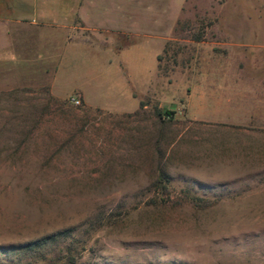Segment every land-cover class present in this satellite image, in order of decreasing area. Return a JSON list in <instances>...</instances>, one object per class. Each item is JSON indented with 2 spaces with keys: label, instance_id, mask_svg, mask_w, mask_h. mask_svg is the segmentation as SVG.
<instances>
[{
  "label": "rangeland",
  "instance_id": "374dc122",
  "mask_svg": "<svg viewBox=\"0 0 264 264\" xmlns=\"http://www.w3.org/2000/svg\"><path fill=\"white\" fill-rule=\"evenodd\" d=\"M82 4L56 93L0 78V247L71 234L0 264H264V111L188 110H262L264 0Z\"/></svg>",
  "mask_w": 264,
  "mask_h": 264
},
{
  "label": "crops",
  "instance_id": "0c3cea01",
  "mask_svg": "<svg viewBox=\"0 0 264 264\" xmlns=\"http://www.w3.org/2000/svg\"><path fill=\"white\" fill-rule=\"evenodd\" d=\"M83 0H0V78L45 81L53 93L63 53L70 46ZM264 71V64L259 67ZM263 82H264V72ZM82 91V89H81ZM84 97V94L82 92ZM193 120L253 119L257 112L237 96L193 97Z\"/></svg>",
  "mask_w": 264,
  "mask_h": 264
},
{
  "label": "trees",
  "instance_id": "16d2710c",
  "mask_svg": "<svg viewBox=\"0 0 264 264\" xmlns=\"http://www.w3.org/2000/svg\"><path fill=\"white\" fill-rule=\"evenodd\" d=\"M200 39V37H197ZM146 105L145 101L140 102V107H144ZM158 117L162 120L166 118L170 119L174 116L173 110H162L160 108H156L155 112ZM164 173V172H163ZM71 234L70 230L59 231L54 234H50L44 236L42 238L31 240L23 244L13 245L8 247H0V255L5 254L9 256L11 253L17 254L18 257L23 258V256H31L36 259H46V250L55 245L56 243L67 239V237ZM46 251V252H45ZM66 264H77V256L72 249L68 248V254L66 259Z\"/></svg>",
  "mask_w": 264,
  "mask_h": 264
},
{
  "label": "built area",
  "instance_id": "2783aa9c",
  "mask_svg": "<svg viewBox=\"0 0 264 264\" xmlns=\"http://www.w3.org/2000/svg\"><path fill=\"white\" fill-rule=\"evenodd\" d=\"M75 103L79 104L80 103V99H75Z\"/></svg>",
  "mask_w": 264,
  "mask_h": 264
}]
</instances>
